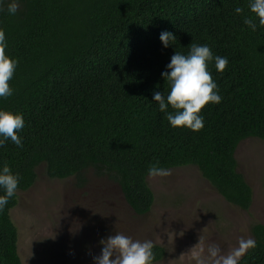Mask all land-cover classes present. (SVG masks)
Masks as SVG:
<instances>
[{"label": "trees", "instance_id": "1", "mask_svg": "<svg viewBox=\"0 0 264 264\" xmlns=\"http://www.w3.org/2000/svg\"><path fill=\"white\" fill-rule=\"evenodd\" d=\"M10 2L0 3V29L19 63L0 108L23 115V147L5 141L0 166L19 174L17 191L33 186L41 165L49 178L77 177L83 186L92 169L144 215L155 202L148 168L194 165L229 203L250 209L253 189L236 150L246 138L264 139V26L249 0H17L15 15ZM162 31L175 36L172 46H162ZM192 44L229 61L222 73L209 64L222 100L201 110L198 132L171 127L152 95L167 94L161 73ZM17 200L16 192L0 212V264H22L11 216ZM250 231L256 247L239 264H264V223ZM153 253L156 262L165 250L154 244Z\"/></svg>", "mask_w": 264, "mask_h": 264}, {"label": "rangeland", "instance_id": "2", "mask_svg": "<svg viewBox=\"0 0 264 264\" xmlns=\"http://www.w3.org/2000/svg\"><path fill=\"white\" fill-rule=\"evenodd\" d=\"M236 158L253 189L247 211L229 203L194 165L171 168L165 178L148 176L155 202L144 215L107 176L90 169L83 186L77 177L49 178L41 165L11 210L22 264H93L99 241L115 232L162 246L165 255L153 264H195L190 251L198 243H215L226 254L241 238H252L253 222L264 223V139L242 140Z\"/></svg>", "mask_w": 264, "mask_h": 264}, {"label": "clouds", "instance_id": "3", "mask_svg": "<svg viewBox=\"0 0 264 264\" xmlns=\"http://www.w3.org/2000/svg\"><path fill=\"white\" fill-rule=\"evenodd\" d=\"M3 0H0L2 3ZM17 0H11L7 11L15 15L18 10ZM249 10L255 14L259 25L264 26V0H249ZM242 8L236 7L234 12L240 14ZM243 23L252 31H256L257 24L251 18H244ZM159 40L164 48L173 45L176 38L168 31H162ZM7 40L5 32L0 29V101L13 95V88L9 81L13 78L18 67V59L6 54ZM214 61L215 69L223 72L229 61L226 57L214 56L208 45L192 44L187 54L175 51L166 65V71L161 73L168 83L169 90L154 91L153 101L158 104L159 111L165 113L169 125L173 128L184 127L198 132L204 127V116L201 110L209 103L219 104L222 97L219 88L209 71V64ZM171 107L174 111L169 112ZM24 128V117L21 113L0 108V147L10 140L16 147L22 148V137L18 133ZM150 178H165L171 175V170L153 164L148 168ZM19 174H14L7 163L0 166V212L4 211L9 200L15 196ZM100 254L92 257L93 264H153L154 244L151 240H133L120 232L101 239ZM256 241L252 238L238 241V246L222 253L219 245L208 244L206 247L197 244L192 248L191 257L195 264H239L242 257L249 250L255 249Z\"/></svg>", "mask_w": 264, "mask_h": 264}]
</instances>
